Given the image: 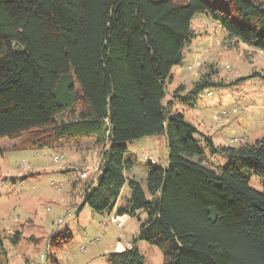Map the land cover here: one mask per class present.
<instances>
[{
  "label": "trees",
  "instance_id": "1",
  "mask_svg": "<svg viewBox=\"0 0 264 264\" xmlns=\"http://www.w3.org/2000/svg\"><path fill=\"white\" fill-rule=\"evenodd\" d=\"M201 13L264 51V0H0V140L28 133L35 150L102 145L82 207L142 222L132 246L106 254V264H148L138 241L158 247L164 264H264V135L216 145L177 108L247 78L216 81L211 67L164 103ZM153 136L165 137L168 165L150 164L144 189L127 175L129 144ZM72 242L58 232L49 249ZM0 264H9L1 232Z\"/></svg>",
  "mask_w": 264,
  "mask_h": 264
},
{
  "label": "rangeland",
  "instance_id": "2",
  "mask_svg": "<svg viewBox=\"0 0 264 264\" xmlns=\"http://www.w3.org/2000/svg\"><path fill=\"white\" fill-rule=\"evenodd\" d=\"M192 28L195 37L184 50L182 64L172 70L164 103L172 100L173 92L180 85L189 91L211 67L218 72L216 81L230 83L247 78L231 87L204 91L193 108L181 105L177 108L183 111L188 122L213 137L214 142L238 146L240 143H232L231 139L248 136L253 142L261 138L264 135V51L231 39L207 13L197 14ZM227 111L230 114L223 115ZM215 115L221 119L215 120ZM28 136L25 133L17 139L0 140V232L9 264H106V254L123 251L128 244L132 246L142 224L138 218L118 217L115 212L96 213L79 202L85 185L98 174L102 145L86 139L79 146L35 150L26 143ZM129 150L132 154L128 158L135 166L127 175L147 189L150 164L168 165L165 137L141 138L130 143ZM56 154L64 155L59 164L52 159ZM211 160L220 162L221 166L227 164L221 156ZM26 164L31 168L26 169ZM67 167L72 171L63 172ZM83 172L87 178L80 180ZM29 173L36 176L27 178ZM130 194L127 185L120 202ZM145 218L146 214L141 213L140 219ZM59 219H65L61 226ZM65 231L73 235V242L57 253L50 251L51 237ZM136 244L148 264H164L158 247L144 241Z\"/></svg>",
  "mask_w": 264,
  "mask_h": 264
},
{
  "label": "built area",
  "instance_id": "3",
  "mask_svg": "<svg viewBox=\"0 0 264 264\" xmlns=\"http://www.w3.org/2000/svg\"><path fill=\"white\" fill-rule=\"evenodd\" d=\"M232 113H236V110H233ZM228 114H230L229 111L223 113V115H228ZM214 119H215V120H220V119H221V116H219V115H215V116H214ZM262 126H264V122L262 123ZM243 139H247V138H246V137H244V138H242V139H239V138H233L231 142H232V143H237V142H239V141H241V140H243ZM38 156H39V154H38ZM52 159H53V161H54L56 164H59V163H61V162L64 160V155H58V154H56V155H54V156L52 157ZM25 167H26V169H27V168H31V165H30V164H26ZM86 177H87V174H86L85 172H83V173L80 174V178H81V179H85ZM53 184H54V182H53ZM69 217H72V214H69ZM113 221H115V219H114ZM64 223H65V219H59V220H58V225L61 226V225H63Z\"/></svg>",
  "mask_w": 264,
  "mask_h": 264
},
{
  "label": "crops",
  "instance_id": "4",
  "mask_svg": "<svg viewBox=\"0 0 264 264\" xmlns=\"http://www.w3.org/2000/svg\"><path fill=\"white\" fill-rule=\"evenodd\" d=\"M246 138H248V136H245ZM215 140V139H214ZM231 141H232V139H231ZM217 145H224V144H221V143H218V142H215ZM130 151V150H129ZM130 154H132V152H130ZM66 169H70V167H67ZM80 203H83V197H82V199H80V201H79ZM73 217H74V215H72ZM123 218H125V217H123Z\"/></svg>",
  "mask_w": 264,
  "mask_h": 264
}]
</instances>
